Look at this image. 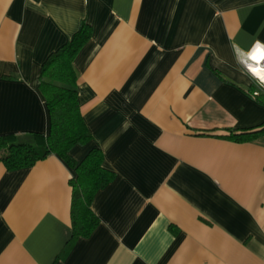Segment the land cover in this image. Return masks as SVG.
<instances>
[{"label":"crops","instance_id":"obj_1","mask_svg":"<svg viewBox=\"0 0 264 264\" xmlns=\"http://www.w3.org/2000/svg\"><path fill=\"white\" fill-rule=\"evenodd\" d=\"M78 102L114 178L71 240L73 168L0 163V264H264V0H0V135L47 134L42 63L79 29ZM257 92V94H255Z\"/></svg>","mask_w":264,"mask_h":264},{"label":"trees","instance_id":"obj_2","mask_svg":"<svg viewBox=\"0 0 264 264\" xmlns=\"http://www.w3.org/2000/svg\"><path fill=\"white\" fill-rule=\"evenodd\" d=\"M91 37V28L82 23L72 37L42 63L39 90L49 114L47 134L33 132L24 136L0 135V163L8 170L29 167L50 154H56L74 170L72 186L71 228L74 240L91 234L98 218L91 210L95 193L106 186L114 172L103 166V153L94 147L76 161L70 151L92 139L78 102V76L73 61L80 49ZM264 136L260 130L230 131L228 138L235 141H251Z\"/></svg>","mask_w":264,"mask_h":264},{"label":"built area","instance_id":"obj_3","mask_svg":"<svg viewBox=\"0 0 264 264\" xmlns=\"http://www.w3.org/2000/svg\"><path fill=\"white\" fill-rule=\"evenodd\" d=\"M258 49H261V48L254 45L252 49L250 50V52L253 50L257 51ZM262 50H264V46H262ZM250 52L248 53V63L246 64L245 68L248 71V73L254 78L256 86L260 90H264V78L259 77V75H256V73L251 68V65L258 64L260 67L259 70L264 71V59H261V58H259L258 60L252 59L250 56ZM255 94H257V92H255Z\"/></svg>","mask_w":264,"mask_h":264},{"label":"bare ground","instance_id":"obj_4","mask_svg":"<svg viewBox=\"0 0 264 264\" xmlns=\"http://www.w3.org/2000/svg\"><path fill=\"white\" fill-rule=\"evenodd\" d=\"M255 52H256V50L251 51V52H250V56H251V54H253V53H255ZM258 59H259V56H258V58L255 59V60H258ZM251 68H252L253 71L256 73V75H259V77L264 78V71L259 70L260 67H259L258 64L251 65Z\"/></svg>","mask_w":264,"mask_h":264},{"label":"snow or ice","instance_id":"obj_5","mask_svg":"<svg viewBox=\"0 0 264 264\" xmlns=\"http://www.w3.org/2000/svg\"><path fill=\"white\" fill-rule=\"evenodd\" d=\"M259 56V58L264 59V50L262 49H258L255 53L251 54V58L252 59H257Z\"/></svg>","mask_w":264,"mask_h":264}]
</instances>
